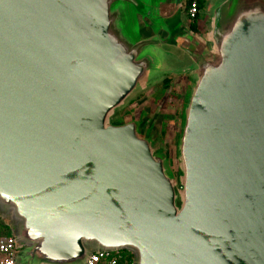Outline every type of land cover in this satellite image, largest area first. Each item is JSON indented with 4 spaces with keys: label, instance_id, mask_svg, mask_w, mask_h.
<instances>
[{
    "label": "water",
    "instance_id": "95a60500",
    "mask_svg": "<svg viewBox=\"0 0 264 264\" xmlns=\"http://www.w3.org/2000/svg\"><path fill=\"white\" fill-rule=\"evenodd\" d=\"M170 13L0 0V201L25 264L114 248L134 264H264V0H223L209 45L172 36ZM169 46L193 70L178 176L143 121L112 117Z\"/></svg>",
    "mask_w": 264,
    "mask_h": 264
},
{
    "label": "rangeland",
    "instance_id": "374dc122",
    "mask_svg": "<svg viewBox=\"0 0 264 264\" xmlns=\"http://www.w3.org/2000/svg\"><path fill=\"white\" fill-rule=\"evenodd\" d=\"M175 52L164 55L165 66L160 70L153 71L148 87L135 90L112 117H118V121L140 119L143 122L145 120L153 122L152 132L156 135L152 141L153 148L156 151L165 152L170 160L171 169L178 176L180 174V159L177 144L181 133L182 112L190 90L191 78L188 77L189 70L181 68L187 65L188 58H180ZM166 77H171L172 80L174 78L175 81L168 88L163 86V79ZM0 215L8 226L2 230L0 236L9 234L11 229L17 235L19 220L13 208L0 201ZM20 241L25 244L22 240ZM27 251L25 244L18 255L22 264H25L29 259L26 255ZM32 264H36L35 261Z\"/></svg>",
    "mask_w": 264,
    "mask_h": 264
},
{
    "label": "crops",
    "instance_id": "0c3cea01",
    "mask_svg": "<svg viewBox=\"0 0 264 264\" xmlns=\"http://www.w3.org/2000/svg\"><path fill=\"white\" fill-rule=\"evenodd\" d=\"M146 3L153 6L156 10L161 9L170 13L172 11L174 0H144ZM223 0H199V12L197 15L191 19L188 16L187 8L189 0H179L178 7L175 8V12L164 20V23L169 26V31L172 36L188 37L193 36L199 41L205 43V45L210 44L209 34L211 23L213 19V13L216 7ZM194 27V29L192 28ZM179 41V40H178ZM167 49L175 52L180 58L185 57V53L176 47H168ZM190 78H192L193 70L188 71ZM175 82L174 78L171 80L169 86ZM191 82V80H190ZM168 86V87H169ZM148 87V86H147ZM167 87V88H168Z\"/></svg>",
    "mask_w": 264,
    "mask_h": 264
},
{
    "label": "built area",
    "instance_id": "2783aa9c",
    "mask_svg": "<svg viewBox=\"0 0 264 264\" xmlns=\"http://www.w3.org/2000/svg\"><path fill=\"white\" fill-rule=\"evenodd\" d=\"M199 12V0H189L187 13L193 19ZM23 244L14 232L0 237V264H20L18 255ZM133 251L124 248L94 249L80 264H134Z\"/></svg>",
    "mask_w": 264,
    "mask_h": 264
},
{
    "label": "trees",
    "instance_id": "16d2710c",
    "mask_svg": "<svg viewBox=\"0 0 264 264\" xmlns=\"http://www.w3.org/2000/svg\"><path fill=\"white\" fill-rule=\"evenodd\" d=\"M192 28L194 29V27H192ZM171 80H172L171 77H166V78H164V79H163V86H164L165 88H167V87L170 85ZM182 118H183V112H182ZM6 227H8V226H7V224L3 221V219L1 218V215H0V235H1L2 230H3L4 228H6ZM10 229H11V227H10ZM11 233H12V229H11V231L9 232V234H11ZM9 234H6V235H9ZM3 236H4V235H3ZM0 237H1V236H0Z\"/></svg>",
    "mask_w": 264,
    "mask_h": 264
},
{
    "label": "flooded vegetation",
    "instance_id": "af4514ba",
    "mask_svg": "<svg viewBox=\"0 0 264 264\" xmlns=\"http://www.w3.org/2000/svg\"><path fill=\"white\" fill-rule=\"evenodd\" d=\"M141 113H143V112H141ZM153 126H154V123L153 122H148V120H145V122L143 124V127L145 129H148V131H151ZM161 132H163V131L161 130Z\"/></svg>",
    "mask_w": 264,
    "mask_h": 264
}]
</instances>
